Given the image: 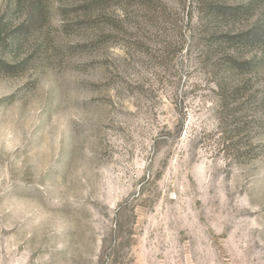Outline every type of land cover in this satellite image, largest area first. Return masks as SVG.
Listing matches in <instances>:
<instances>
[{"label": "rangeland", "instance_id": "obj_1", "mask_svg": "<svg viewBox=\"0 0 264 264\" xmlns=\"http://www.w3.org/2000/svg\"><path fill=\"white\" fill-rule=\"evenodd\" d=\"M0 264H264V0H0Z\"/></svg>", "mask_w": 264, "mask_h": 264}]
</instances>
